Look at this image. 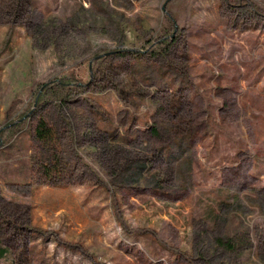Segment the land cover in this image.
<instances>
[{
    "label": "rangeland",
    "instance_id": "obj_1",
    "mask_svg": "<svg viewBox=\"0 0 264 264\" xmlns=\"http://www.w3.org/2000/svg\"><path fill=\"white\" fill-rule=\"evenodd\" d=\"M37 116L50 185L30 184ZM0 249L264 264V0H0Z\"/></svg>",
    "mask_w": 264,
    "mask_h": 264
},
{
    "label": "trees",
    "instance_id": "obj_2",
    "mask_svg": "<svg viewBox=\"0 0 264 264\" xmlns=\"http://www.w3.org/2000/svg\"><path fill=\"white\" fill-rule=\"evenodd\" d=\"M165 47H169V41H164ZM157 52L150 50L148 54ZM161 55V53H159ZM59 87L68 86V83H58ZM48 89L39 94L37 102L41 103L44 96L50 93ZM56 94V91H54ZM32 156H31V185H50L53 181L63 178L61 159L58 154V137L55 128L44 116H37L31 126ZM55 184V183H53ZM7 250L0 249V257L7 256ZM3 259V258H0Z\"/></svg>",
    "mask_w": 264,
    "mask_h": 264
}]
</instances>
